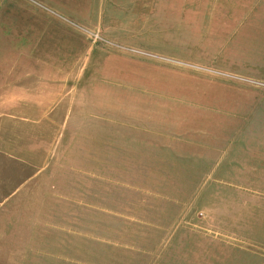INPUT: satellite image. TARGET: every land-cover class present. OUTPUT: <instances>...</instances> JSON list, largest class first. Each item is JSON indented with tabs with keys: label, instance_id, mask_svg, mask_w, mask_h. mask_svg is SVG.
<instances>
[{
	"label": "rangeland",
	"instance_id": "374dc122",
	"mask_svg": "<svg viewBox=\"0 0 264 264\" xmlns=\"http://www.w3.org/2000/svg\"><path fill=\"white\" fill-rule=\"evenodd\" d=\"M0 264H264V0H0Z\"/></svg>",
	"mask_w": 264,
	"mask_h": 264
}]
</instances>
